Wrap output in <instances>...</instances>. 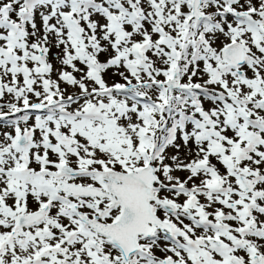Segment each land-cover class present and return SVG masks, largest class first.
<instances>
[{
    "label": "snow or ice",
    "instance_id": "6c2138e0",
    "mask_svg": "<svg viewBox=\"0 0 264 264\" xmlns=\"http://www.w3.org/2000/svg\"><path fill=\"white\" fill-rule=\"evenodd\" d=\"M0 264H264V0H0Z\"/></svg>",
    "mask_w": 264,
    "mask_h": 264
}]
</instances>
